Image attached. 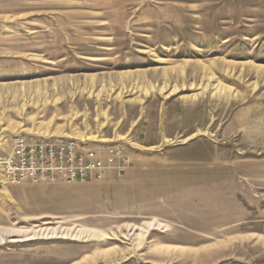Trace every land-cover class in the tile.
Returning <instances> with one entry per match:
<instances>
[{
    "label": "rangeland",
    "instance_id": "1",
    "mask_svg": "<svg viewBox=\"0 0 264 264\" xmlns=\"http://www.w3.org/2000/svg\"><path fill=\"white\" fill-rule=\"evenodd\" d=\"M16 135L128 163L0 176V264H264V0H0V157Z\"/></svg>",
    "mask_w": 264,
    "mask_h": 264
},
{
    "label": "built area",
    "instance_id": "2",
    "mask_svg": "<svg viewBox=\"0 0 264 264\" xmlns=\"http://www.w3.org/2000/svg\"><path fill=\"white\" fill-rule=\"evenodd\" d=\"M127 163L121 144L101 151L74 138L16 135L0 157V176L14 184L27 180L88 181L109 174L121 176Z\"/></svg>",
    "mask_w": 264,
    "mask_h": 264
}]
</instances>
